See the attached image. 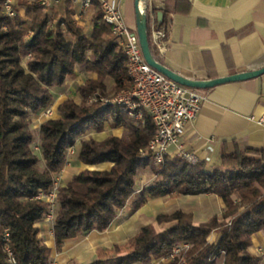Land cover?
Masks as SVG:
<instances>
[{"label": "trees", "instance_id": "1", "mask_svg": "<svg viewBox=\"0 0 264 264\" xmlns=\"http://www.w3.org/2000/svg\"><path fill=\"white\" fill-rule=\"evenodd\" d=\"M4 2L0 0V264H50L51 250L37 227L50 206L37 196L51 190L70 149L86 166H111L81 170L57 189L52 220L57 251L65 241L106 231L125 208L133 214L151 199L210 194L225 206L220 215L197 224L192 213L182 210L159 214L126 242L98 248L92 261L80 264H149L151 259L169 258L172 248L183 243L189 248L163 264H218L220 259V264H261L262 257L249 248L251 237L264 232V149L235 145L232 152L220 154L212 169L170 154L156 165L151 156L142 155L155 134L150 116L143 112L135 125L126 108L100 100L130 90L133 82L99 4L93 6V26L86 34L73 18L70 0L55 11L16 0L13 17L4 13ZM146 16L151 52L163 64L149 28L152 18L158 30H165L166 22L157 21V13L147 8ZM77 67L91 75L77 87L82 100L62 101L57 118L39 125L37 156L31 118L51 105L53 90L62 88ZM92 96L97 100L88 103ZM106 125L122 127L127 138L81 139ZM141 169H150L155 178L136 192ZM213 231L221 233L216 244L207 241Z\"/></svg>", "mask_w": 264, "mask_h": 264}, {"label": "crops", "instance_id": "2", "mask_svg": "<svg viewBox=\"0 0 264 264\" xmlns=\"http://www.w3.org/2000/svg\"><path fill=\"white\" fill-rule=\"evenodd\" d=\"M111 1L116 4L124 24L135 30V0ZM145 4L149 11L157 15L161 13L156 20H163L167 25L163 30L165 38L161 48L152 45L163 64L180 76L204 81L264 67V0H146ZM73 7L74 20L86 34H90L93 9L77 20L78 6ZM78 69H75V75ZM85 74L87 78L91 76ZM196 92L201 97L200 110L195 119L185 125L179 140L181 150L193 153L197 162L212 169L218 166L220 154L232 152L235 145L264 149V124L258 123L264 114V74L249 80L196 89ZM112 130V136L124 139L128 136L122 127ZM123 131L127 133L126 137H122ZM167 154L179 155L180 152L177 146H171ZM79 165L65 166L59 175L71 173L70 180L76 174L75 170L100 169L99 166L109 169L111 166L109 163L86 166L80 162ZM154 178L150 169L139 170L135 177V191L148 186ZM185 203L192 207H184ZM224 207L218 196L210 194L151 199L133 214H129L127 209L126 220L121 217L122 210L106 231H91L65 241L59 251L55 250L52 223L43 219L37 227L39 236L51 250L50 264H68L71 261L80 264L92 261L98 248L124 243L128 236H134L159 214L181 209L192 213L195 223H201L212 215H220ZM198 213L205 218L196 221ZM132 223L137 225L134 232L131 231ZM163 226L168 227V224ZM220 237L221 233L213 232L210 243L216 244ZM249 252L260 257L263 254L261 264H264V232L251 237Z\"/></svg>", "mask_w": 264, "mask_h": 264}, {"label": "built area", "instance_id": "3", "mask_svg": "<svg viewBox=\"0 0 264 264\" xmlns=\"http://www.w3.org/2000/svg\"><path fill=\"white\" fill-rule=\"evenodd\" d=\"M16 0H5L3 4L4 13L13 17L16 11L13 8ZM38 3L46 10H52L59 6L63 0H27ZM73 6L78 5L77 20L93 9L95 3L99 4L102 18L111 27L112 33L117 37L127 58V71L133 85L130 90L123 91L112 101L100 99L104 105L117 104L126 108L129 115L133 117L134 124L142 121L143 112L150 116L155 128V134L148 143L142 155L151 156L156 165L163 163L164 155L171 146H177L179 156L190 164L197 162L193 153L181 150L179 140L184 134L185 125L195 119L200 105L201 97L195 89L181 86L166 78L159 72L148 66L141 53L138 37L135 30L129 29L123 22L121 13L116 4L111 0H70ZM150 39L153 45L161 48L165 32L155 27L154 20L149 28ZM95 99V98H94ZM51 115V110L45 112V116ZM258 123L264 124V114ZM56 182L47 194L39 193L38 199L44 200L50 208L45 215L47 221L53 218V209L57 196ZM189 247L188 244H179L172 248L170 257L151 259L149 264H163L170 259L177 258ZM8 251V248L6 249ZM9 261L14 262L8 251Z\"/></svg>", "mask_w": 264, "mask_h": 264}, {"label": "rangeland", "instance_id": "4", "mask_svg": "<svg viewBox=\"0 0 264 264\" xmlns=\"http://www.w3.org/2000/svg\"><path fill=\"white\" fill-rule=\"evenodd\" d=\"M78 5H76L77 7ZM78 8V7H77ZM87 78V75L84 73V71L80 68L78 69V71L76 72V75H74L73 77H70L67 79L66 81V84L60 88V89H54L53 90V93H54V99L51 103V105L46 108L45 110H43L41 113H39L38 115H36L32 120H31V129L33 131V134L35 136V141H34V144L32 145V150L33 152L39 156V150H38V127L39 125L46 119H51V118H57V113H56V108L59 104V102L61 103L62 101L66 100V99H72L74 100L76 103H79L82 99L79 97L78 95V92H77V87ZM196 90V89H195ZM122 92L120 93H117L116 95H114L111 99H105V98H100L102 100H107V101H112L113 99H115L118 95H120ZM95 98V99H94ZM97 100L96 96H92L90 97L87 102L88 103H93ZM123 107V106H122ZM47 110H51V115H49L48 117L45 116V112ZM104 131V132H103ZM102 132H88L87 135H85L83 138L81 139H94V140H97V141H100V140H103L104 138L108 137V136H112L113 134V130H112V127H110L109 125H106L104 130ZM102 133V134H101ZM127 136V133L125 131H123V134H122V137H126ZM121 138V137H120ZM77 148V147H76ZM74 150L73 149H70L68 150L67 152V155H68V163L66 164V166H80L79 165V162L74 159ZM39 166H42V164H40ZM97 166V165H95ZM100 169H91V170H108L105 169L106 166H99ZM110 168V167H109ZM84 170V169H83ZM74 172V171H73ZM79 171L78 170H75V173H78ZM60 174V173H59ZM59 174L56 175L55 177V182H56V187L57 189L59 187H62L64 185H66L68 183V179L71 175V173H69V175H64V176H60ZM72 178V177H71ZM53 187V186H52ZM50 192V191H49ZM48 192V193H49ZM57 194V193H56ZM162 198V197H160ZM157 199V198H156ZM171 203H168V205L171 207L170 205ZM55 205V204H54ZM184 207H187V205L191 208L192 206L190 204H183ZM166 209V208H165ZM176 210H181V209H175L173 212H175ZM198 210V209H197ZM165 211H169L168 209H166ZM183 211V210H182ZM171 212V213H173ZM53 214H54V209H53ZM126 214L127 213V208H125L121 214V217L125 219L126 217ZM165 214H170V213H165ZM196 221H200V220H203L205 218V216L201 215V214H197L196 215ZM127 219V218H126ZM125 219V220H126ZM44 220H46L44 218ZM53 220V218H52ZM52 220L51 221H47L48 223H52ZM201 223H204V222H201ZM198 224V223H197ZM166 225V224H165ZM131 231L134 232V230H136V227L137 225L136 224H133L131 225ZM213 232H218V231H213ZM211 232L209 234V236L207 237V241L210 243V238H211V234L213 233ZM219 233V232H218ZM133 236V235H132ZM132 236H128L126 241L131 238ZM125 241V242H126ZM212 244V243H211ZM189 248V247H188ZM187 248V249H188ZM186 249V250H187ZM56 250V249H55ZM185 250V251H186ZM183 251V252H185ZM262 254V253H260ZM261 257H263V254L261 255ZM160 259V258H159ZM167 259V258H165ZM221 260V259H220ZM218 261V264H220L221 261Z\"/></svg>", "mask_w": 264, "mask_h": 264}, {"label": "water", "instance_id": "5", "mask_svg": "<svg viewBox=\"0 0 264 264\" xmlns=\"http://www.w3.org/2000/svg\"><path fill=\"white\" fill-rule=\"evenodd\" d=\"M145 1L146 0H135L134 2L135 20H136L135 31L138 37L139 46L145 63L155 71L165 76L166 78L174 81L175 83L181 86L190 89H208L224 83L239 82V81L257 78L264 74V67H263L259 70H255L251 72H245L241 74H235L231 76L216 78L212 80H204V81L191 80L180 76L173 70L169 69L168 67L157 61L151 52L149 39H148V31H147V16H146ZM157 17L159 19L161 17V13H159Z\"/></svg>", "mask_w": 264, "mask_h": 264}]
</instances>
